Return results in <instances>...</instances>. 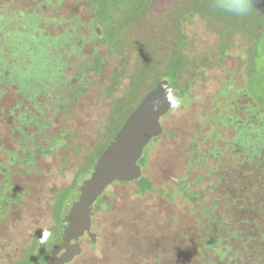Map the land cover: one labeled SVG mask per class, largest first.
I'll return each mask as SVG.
<instances>
[{"label": "rangeland", "instance_id": "rangeland-1", "mask_svg": "<svg viewBox=\"0 0 264 264\" xmlns=\"http://www.w3.org/2000/svg\"><path fill=\"white\" fill-rule=\"evenodd\" d=\"M61 1L40 17L20 10L40 0H0V35L12 44L3 63L26 53L47 75L14 84L0 98V195L15 193L17 201L8 200L0 217V264L21 262L28 246L58 227L80 170L173 65V102L160 117L161 135L138 161L141 177L105 189L91 212L96 241L83 236L81 252L64 264H264V17L234 16L219 0H109L115 47L96 6L104 1ZM72 17L83 24L77 32ZM232 29L240 33L228 45ZM137 72L145 80L134 84ZM84 84L88 92L54 121L50 141H38L48 152L34 155L35 171L26 172L19 140L32 143L31 122L50 119ZM234 135L249 159L232 156ZM195 174L203 177L200 201L191 203L181 184ZM232 198L253 200L250 241L240 232L247 225L235 224L245 212ZM48 242L38 243L32 264L49 263Z\"/></svg>", "mask_w": 264, "mask_h": 264}, {"label": "water", "instance_id": "water-1", "mask_svg": "<svg viewBox=\"0 0 264 264\" xmlns=\"http://www.w3.org/2000/svg\"><path fill=\"white\" fill-rule=\"evenodd\" d=\"M173 102L166 79L141 99L108 141L101 154L81 175L66 200L56 235L44 245L52 249L48 264H64L81 252L82 237L96 241L91 231L95 201L114 182H133L141 175L138 161L149 142L162 133L160 117Z\"/></svg>", "mask_w": 264, "mask_h": 264}, {"label": "trees", "instance_id": "trees-1", "mask_svg": "<svg viewBox=\"0 0 264 264\" xmlns=\"http://www.w3.org/2000/svg\"><path fill=\"white\" fill-rule=\"evenodd\" d=\"M29 1H31V0H29ZM100 1L105 2L103 5H96V6L103 7L101 10L100 20L102 21L103 24L106 25L107 30H108L107 35L109 37H107L106 39H107V41L113 42V44H114L113 46H115V47L119 46V41L117 42V44H116V41H113L114 40V33L112 32V29H111L112 23L107 22L108 12H107L106 3L109 0H100ZM40 4H41L40 7H34L33 4L31 6H28V7H23L22 9H20L22 11V15H25V14L33 15L34 13H36L41 17V16H45V13L42 12V11H45V9H51L49 11V13H54L56 11V9L63 7L62 6L63 2L61 0H40ZM50 19L52 21H54L55 18L50 17ZM68 21L74 25L76 32L82 28L83 24L81 23V21L79 20L78 17H72ZM235 33H240V32L235 31L234 29H232L231 31H228V45L231 42L230 36L235 34ZM0 49L5 51L4 56H0V57L7 60V58H9L10 52L12 50V44L10 43L9 40L1 37V35H0ZM5 55L7 56V58L5 57ZM2 58H0V98H2L4 93H6L8 91L9 87L14 88V86H13L14 84L22 82L23 80L27 83H29V82L34 83L35 81H41L42 79H44L47 76L45 73L46 72L45 68L43 66H37V64L33 60V56H31L29 54L23 53L21 56L14 57L12 62H6L5 61L3 63L4 59H2ZM7 64L9 66V68L6 67ZM247 66H248V70H250V63H248ZM178 71H179V69L173 65V68L167 70L168 74L166 76H162L159 81H161L162 79H166L170 83V81L175 78V75ZM144 80H145L144 74L142 72H137V73H135V75L132 79V83L139 84V82H142ZM159 81L155 82L154 85L153 84L150 85L148 88H146V90L144 88L145 92L143 93V97L148 92L153 90ZM141 89L142 88L139 87V89L136 91L137 92L141 91ZM88 90H89L88 84H84L80 88L77 87L74 92L69 93L67 98H63L59 102L60 108L54 112L53 116L50 119H46V120L39 119V121H38L39 124L36 126L34 125V123L31 122V125L34 126V131H35L34 139L32 138L30 141L32 143L27 144L28 140H24V139L23 140L20 139L19 143H18L19 147H21L22 151H24L25 148L27 150V152L22 153V154L25 153L24 158L22 159V163H23L22 166H24V170L26 172L34 173V171H35L34 160H33L34 155H36L38 153H47L48 152L49 146L42 147L38 143V141L39 140L47 141V142L50 141L49 132L53 129L54 121L59 117H67L68 115H70L72 108L76 105V99L78 97L86 94L88 92ZM141 99H139V100L141 101ZM139 100H138V103L132 109L129 110L128 115L139 104V102H140ZM2 117H4V116H2ZM51 143L52 142H50V144ZM30 144H32L31 147H29ZM193 147H194V145H193ZM101 152L97 155V157L101 154ZM141 161H142V159H141ZM93 162H90L89 166L85 167L83 170H80V175H83V173L93 164ZM202 179H203V177L195 174L193 176L192 180L188 181V179H186L181 184L183 192L187 188V193H185V198L188 199V201H190L191 203H196V202L200 201V197H199L200 192H199L198 186H199L200 181ZM75 182L76 181H74V185H75ZM74 185H72V187H74ZM186 185H188V186H186ZM146 187H147L146 185H144V186L141 185V190L140 189L139 190L144 191V189H146ZM10 199L13 201H16L15 193H13V194L10 193L8 196L7 193L4 191V193L2 195H0V217H3L9 211L11 205H8L7 201ZM241 200H235L234 198L231 199L232 203L235 204L237 208H241L245 212L244 216H238V218L235 221V224H237V226L240 224L247 225L245 227L246 231L241 230L240 232H244L246 234V237L248 238L247 241H250V237L252 239L253 235H254V233L249 234L251 232L250 231L251 224L256 221V216L258 215V213H254L251 210V203L253 204L252 198L251 199H241ZM58 205H59V200L57 198H55L54 207L56 209V211H55L56 220H58V218H59V211H60L58 208ZM246 214H248V215H246ZM241 220L244 222H241ZM59 222H60V219H59ZM214 222L217 225V222L216 221H214ZM229 225L231 226L230 222H229ZM57 228L56 227L51 228L44 235L40 236V238H38L37 241L33 242L31 244V246H28L27 249L25 250L24 254H23L22 261L18 262L17 264H32L33 263L32 262V256L34 254L36 247L38 246V243L41 241V239L42 240L43 239H46V240L52 239L56 235Z\"/></svg>", "mask_w": 264, "mask_h": 264}, {"label": "flooded vegetation", "instance_id": "flooded-vegetation-1", "mask_svg": "<svg viewBox=\"0 0 264 264\" xmlns=\"http://www.w3.org/2000/svg\"><path fill=\"white\" fill-rule=\"evenodd\" d=\"M248 6H249V12L251 14H255L256 16H259V17H264V0H248ZM251 48L252 49L254 48L253 42H252ZM251 120H252V118H246V121L248 123H250ZM260 126L264 127V123H261ZM235 129H236V127H235ZM233 137H234L233 141L228 143L229 148L232 149L231 150L232 156L237 154V157L241 156V158H242V156H243L244 159H249L250 154H248L246 152V149L241 146V144L239 143L240 141L235 138V135Z\"/></svg>", "mask_w": 264, "mask_h": 264}, {"label": "clouds", "instance_id": "clouds-1", "mask_svg": "<svg viewBox=\"0 0 264 264\" xmlns=\"http://www.w3.org/2000/svg\"><path fill=\"white\" fill-rule=\"evenodd\" d=\"M217 7L237 17L246 16L249 12L248 0H219Z\"/></svg>", "mask_w": 264, "mask_h": 264}]
</instances>
